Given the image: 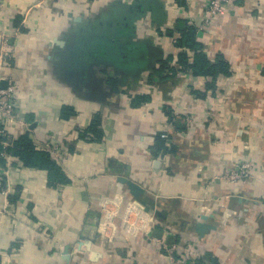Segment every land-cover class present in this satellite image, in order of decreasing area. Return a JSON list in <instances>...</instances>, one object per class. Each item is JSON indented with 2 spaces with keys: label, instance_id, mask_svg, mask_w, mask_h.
<instances>
[{
  "label": "crops",
  "instance_id": "0c3cea01",
  "mask_svg": "<svg viewBox=\"0 0 264 264\" xmlns=\"http://www.w3.org/2000/svg\"><path fill=\"white\" fill-rule=\"evenodd\" d=\"M206 3L0 0V84L14 81L22 120L5 126L0 154L29 134L71 181L53 187L11 162L0 264H172L127 220L143 201L177 264H264V0H232L202 26ZM188 25L231 66L215 90L179 64ZM96 117L102 140L80 139ZM161 134L175 153L157 154ZM244 163L248 179L224 178Z\"/></svg>",
  "mask_w": 264,
  "mask_h": 264
},
{
  "label": "trees",
  "instance_id": "16d2710c",
  "mask_svg": "<svg viewBox=\"0 0 264 264\" xmlns=\"http://www.w3.org/2000/svg\"><path fill=\"white\" fill-rule=\"evenodd\" d=\"M179 33L180 36L176 40V47L181 50L178 54L179 64L188 69L193 77H210L212 82L209 89L215 90L217 80L220 77H230L232 75L230 64L222 56L218 57L214 62L209 60L204 53L203 44L199 41V30L195 26L188 25L183 30H180ZM189 53H193V58H190ZM167 66V61L161 62L160 71H164ZM170 70L173 74L175 73L173 69L170 68ZM100 126V120L96 117L89 129L80 135V139L100 142L103 138ZM168 139L165 134L157 137L155 142L157 154L175 153L176 147L167 144ZM7 151L13 157L19 158L26 168L47 172L50 186L58 187L70 184V179L58 163L53 160L51 154L47 151L39 150L29 134L23 135Z\"/></svg>",
  "mask_w": 264,
  "mask_h": 264
},
{
  "label": "built area",
  "instance_id": "2783aa9c",
  "mask_svg": "<svg viewBox=\"0 0 264 264\" xmlns=\"http://www.w3.org/2000/svg\"><path fill=\"white\" fill-rule=\"evenodd\" d=\"M232 0H207L205 5V17L203 18V25H210L215 19H217L222 12L224 11L225 6L231 3ZM2 42H3V53L4 55H8V53H12L13 51V33H4L2 35ZM22 122L20 120V113L17 108L16 98H15V84L13 80H9V84L6 88L1 87L0 84V137H4L5 133V126L9 122ZM6 147L11 148L12 145L6 144ZM8 148V149H9ZM1 159H4L6 163L4 165H0V192L3 195L7 194V191L2 189L6 184L5 177L9 169H11V162L13 160H17L21 162L19 158L13 157L7 152L0 154ZM8 162V163H7ZM251 166L247 163L241 164L236 169L232 170L231 172H227L224 178L228 182H237L248 179L251 175ZM4 190V191H3ZM129 213L127 214V220H130L129 224L132 225L133 228L136 230H141L146 232V237L148 242L153 245H157L162 247L165 252L168 254V258L172 264H177L175 257L172 255L174 253L175 248L167 247L163 242L156 240L153 237V231L155 230L158 215L150 211H146V207L140 205H136L133 202L129 203ZM133 214V215H131ZM134 217L135 222L132 221ZM111 219L106 220L104 226L106 228L113 227V223L110 221ZM186 257H189V251L185 253ZM185 257V256H184ZM185 257V258H186ZM182 264V263H179Z\"/></svg>",
  "mask_w": 264,
  "mask_h": 264
},
{
  "label": "water",
  "instance_id": "95a60500",
  "mask_svg": "<svg viewBox=\"0 0 264 264\" xmlns=\"http://www.w3.org/2000/svg\"><path fill=\"white\" fill-rule=\"evenodd\" d=\"M141 205L146 207V211H150V212L154 213V211H155V205L154 204H151L147 201H143ZM157 215L161 216L160 213H158V212H157Z\"/></svg>",
  "mask_w": 264,
  "mask_h": 264
}]
</instances>
